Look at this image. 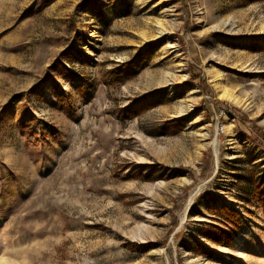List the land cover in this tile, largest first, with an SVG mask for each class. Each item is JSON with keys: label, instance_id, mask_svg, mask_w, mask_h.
<instances>
[{"label": "rangeland", "instance_id": "obj_1", "mask_svg": "<svg viewBox=\"0 0 264 264\" xmlns=\"http://www.w3.org/2000/svg\"><path fill=\"white\" fill-rule=\"evenodd\" d=\"M79 1L35 10L40 0H0V264H264V212L238 177L264 172L252 125L264 132V50H255L264 0ZM150 43L135 74L108 86L105 72ZM64 50L89 86L82 95L51 74L72 115L53 105L52 79L41 96H17ZM163 88L168 99L120 118L133 98ZM177 117L188 119L181 131L149 134ZM20 119L55 133L28 144ZM132 167L154 177L132 178ZM223 204L241 227L215 245L197 229Z\"/></svg>", "mask_w": 264, "mask_h": 264}, {"label": "trees", "instance_id": "obj_2", "mask_svg": "<svg viewBox=\"0 0 264 264\" xmlns=\"http://www.w3.org/2000/svg\"><path fill=\"white\" fill-rule=\"evenodd\" d=\"M53 1L54 0H40V3L36 6L35 10H40L45 5ZM248 1L249 0H241V4H245ZM95 2L96 0H81L76 4V6H89L94 4ZM128 6L130 8L131 3ZM154 47L155 43H150L144 51H139L130 59L108 69L105 72L108 86L116 88L123 84L127 79L132 77L135 74L136 70L141 66V64L147 61L153 54ZM251 48L255 47L251 46ZM72 50L75 52H79L83 57H88V54L84 53L81 47L73 46ZM255 50H264V40L262 41V45L256 47ZM66 53L67 52L65 50L62 51L61 54L47 66L46 72L40 78V81L32 85L27 90L21 91L17 94V96H27L31 94H34L35 96L43 95L44 84L48 79H52V73L54 75L63 77L68 81H77V84L75 85L76 88L78 89L80 94L85 95L88 91L89 86L86 84V81L81 80L79 73H77L63 61L62 56ZM66 55H68V53ZM244 74H246V72H244ZM260 75L264 77V72L260 73ZM197 77H199V75L192 73L190 78L183 83V86L194 84ZM51 81H53L52 89L55 91L56 96V100L53 105L60 108V110L67 115H72L75 109L70 103L71 96L67 93L64 87L58 84L57 81L53 79ZM205 82L206 81L204 78H200L199 83L197 84L201 83L200 87H203ZM164 99H168L167 88L155 89L140 97H135L127 105H124L118 110L120 118L122 120L133 119L146 110L158 105ZM187 120L188 119L186 117L166 119L162 123L156 125L152 131H149V134L154 136L175 134L185 127ZM252 125L255 128V133L258 135L257 137H255V142L259 144L263 143L264 132L255 124L252 123ZM18 127L21 131L25 132L26 142L34 146L38 145L42 139H45L49 133H55L51 124L49 123L45 124L42 131H38L32 128L30 126L29 119H20L18 122ZM126 168L127 166H123L122 169L125 170ZM154 172V169H148L143 172L142 169L132 167L130 176L132 178L148 180L154 177ZM238 177L244 183H246L244 185V189L247 194L257 199V207L261 208L264 212V172L257 174L255 168L252 167L246 173L239 174ZM210 212L211 221L199 227L197 229L198 234L205 237L215 245L230 244L241 227L240 213L238 209L223 204L217 207H213L212 209H210ZM196 248L203 254H211L213 252L212 249L204 246Z\"/></svg>", "mask_w": 264, "mask_h": 264}]
</instances>
